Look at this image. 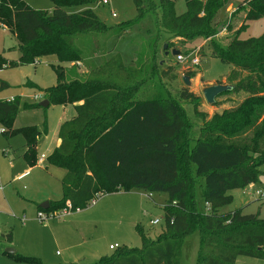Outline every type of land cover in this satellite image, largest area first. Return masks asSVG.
<instances>
[{
	"label": "trees",
	"instance_id": "16d2710c",
	"mask_svg": "<svg viewBox=\"0 0 264 264\" xmlns=\"http://www.w3.org/2000/svg\"><path fill=\"white\" fill-rule=\"evenodd\" d=\"M95 1L53 0L52 10L47 11L32 8L25 0H0V24L16 35L21 52L10 65L33 62L38 55L52 56L57 83L40 90L50 104H75L76 109L75 116L61 124V143L47 157L50 165L65 170L63 197L50 201L46 209L39 208L56 213L69 202L76 211L87 207L97 194L122 188L141 189L150 196L165 193L162 232L151 238L137 226L141 246L124 245L96 264H180L184 240L194 232L200 237L197 264H235L239 256L264 258L260 213L223 210L233 202L230 191L254 184L264 163V33L240 37L249 21L264 16V0H243L239 7L247 4L246 14L229 41L219 45L212 37L200 48L201 54L209 49L230 65L226 81L216 83L231 85L226 91L230 95L246 96L210 119L204 114L198 134L181 102H191L196 110L203 96L183 86L178 99L161 86L178 78L173 66L160 65L161 32L174 49L176 41L208 39L217 33L215 18L228 0H184L182 13L177 11L179 0H133L136 19L120 28L126 30L152 13L158 30L150 52L145 48L134 66H127L116 54L101 64L95 62L97 56L103 57V32L108 27L91 8L66 9ZM228 29H233L230 22ZM80 62L87 68L84 73L77 70ZM66 63L71 64L69 69ZM186 74L195 78L198 72ZM9 86L0 81V90ZM21 103L20 96L0 98V123L8 127L6 137L23 133L24 158L32 165L38 140L47 129L13 127ZM199 189L209 203L205 210L198 206ZM2 236L12 241V231ZM10 256L25 264H45L36 256L17 252Z\"/></svg>",
	"mask_w": 264,
	"mask_h": 264
},
{
	"label": "rangeland",
	"instance_id": "374dc122",
	"mask_svg": "<svg viewBox=\"0 0 264 264\" xmlns=\"http://www.w3.org/2000/svg\"><path fill=\"white\" fill-rule=\"evenodd\" d=\"M35 9L51 11L53 0H25ZM243 0H228L227 4L218 12L217 33L208 39L196 38L188 42L176 41L177 49L181 50L185 59L179 61L172 53L174 47L165 42L167 35L161 32L162 48L158 56L162 68L173 66L178 72V78L161 82L163 89L179 99V91L184 83L187 70L198 72L195 78H190L189 89L203 96L197 109L189 101H182L189 119L195 124L194 133L198 134L203 123L204 114L210 119L215 114L241 102L246 95L228 94L225 92L217 97V102L209 104L203 95L202 88L212 81H219L226 77L230 65L213 56L209 49L205 54L200 53L204 41L212 40L221 45L232 37L246 14L247 4L242 9L239 5ZM84 8H91L108 27L103 32V57L97 56L95 62L101 64L112 55L121 57L127 66H134L138 55L156 40L158 30L155 17L148 13L142 20L129 25L126 30L121 25L133 22L137 16V9L133 0H108L103 3L98 0L87 4L67 6L69 12H76ZM185 1H177V11H185ZM233 29H228V23ZM264 33V16L249 21V26L240 34L241 38L260 36ZM80 38V37H79ZM82 40L83 37L81 36ZM185 43V44H184ZM167 44L166 49L165 45ZM198 56V65H191L190 59ZM21 56L19 40L8 28L0 24V81L10 84L8 88L0 90V98L11 99L20 96L21 107L13 121V127L36 126L40 131L47 129L38 140L37 160L30 165L22 158V148L27 140L23 133H15L10 137L0 135V236L12 230V241L0 240V255L6 248H13L19 254L36 256L45 264H96L104 255L113 254L119 247L142 245L137 226L141 227L148 236L155 238L165 227L164 202L165 193H153L151 196L141 189H120L114 192L101 193L94 204L71 211L61 217L49 216L46 220L39 218V207L45 201H57L63 197L61 178L65 172L62 167L50 165L48 159L44 163L38 157L49 149H54L58 140L59 124L63 120H70L74 111L73 104L51 103L47 107L27 108L25 103L40 104L46 98L40 89L57 83V74L52 64L55 59L48 55H38L33 62L11 66V61H18ZM68 69L71 64H64ZM86 72L87 68L81 62L77 70ZM70 74L67 79H71ZM226 81V80H225ZM157 83V79L154 80ZM226 83V82H224ZM37 95V96H36ZM45 119L47 122L45 124ZM0 128L8 127L0 123ZM15 151L16 153H13ZM48 166V168H46ZM264 192V163L261 165L259 179L244 188L230 191L233 202L223 208L224 212L243 208L246 214L260 213L264 218V198L260 199L256 191ZM198 206L206 209V202L197 193ZM159 219L154 224L152 221ZM111 245L115 248L112 249ZM200 237L197 232L189 234L183 243L180 264H197ZM8 262V261H7ZM0 264H6L0 262ZM11 264V263H10ZM235 264H264V258L239 256Z\"/></svg>",
	"mask_w": 264,
	"mask_h": 264
},
{
	"label": "water",
	"instance_id": "95a60500",
	"mask_svg": "<svg viewBox=\"0 0 264 264\" xmlns=\"http://www.w3.org/2000/svg\"><path fill=\"white\" fill-rule=\"evenodd\" d=\"M167 47V45H165V48ZM172 53L174 55H178L181 53L180 49H173ZM184 82L187 86H189L191 84V80L189 76H184ZM232 89V86L226 83H214V84H208L206 86H204L202 88V92L204 95L205 100L209 103V104H213L216 101V98L222 94L223 92H226L228 90ZM50 104L48 99H45L44 101H42L40 103L41 106L43 107H47ZM41 207L46 209L49 207V201H45L44 203L41 204ZM4 238L2 236H0V240H3ZM6 253L9 254H14L15 250L13 248H6L5 249Z\"/></svg>",
	"mask_w": 264,
	"mask_h": 264
},
{
	"label": "built area",
	"instance_id": "2783aa9c",
	"mask_svg": "<svg viewBox=\"0 0 264 264\" xmlns=\"http://www.w3.org/2000/svg\"><path fill=\"white\" fill-rule=\"evenodd\" d=\"M102 2H103V3H108V0H102ZM3 26H5V25H3ZM5 27H6V26H5ZM177 59H178L179 61L184 60V59H185L184 54H182V53L178 54V55H177ZM190 61H191V65H198L199 62H200V59H199V57L196 55V56L192 57V58L190 59ZM36 96H37V95H36ZM5 131H6L5 128H0V135H1V134H4ZM45 160H46V155H45V154H41L40 157H39V159H38V161H39L40 163H43ZM249 186H250L251 188H253V184H250ZM255 194H256L257 196H259L260 198H264V192H263V191H259V190H258V191H256ZM98 196H99V194H97V195L92 199V201L90 202V204H94V203L96 202ZM206 206L209 207V203H206ZM77 210H80V209H77ZM71 211H72V210H71V204H70L69 202H67V203H66V206H65L63 209L57 211L56 213H47V212L44 211V212H45V215H43V213H42L43 211H40V212H39V218H40L41 220H46L50 215L53 216V217H55V216H57V217H61V216H63V215H66V214L70 213ZM0 220H1V214H0ZM152 222H153L154 224H157V223L160 222V220H159V219H156V220H153ZM111 248H115V247L111 245Z\"/></svg>",
	"mask_w": 264,
	"mask_h": 264
},
{
	"label": "crops",
	"instance_id": "0c3cea01",
	"mask_svg": "<svg viewBox=\"0 0 264 264\" xmlns=\"http://www.w3.org/2000/svg\"><path fill=\"white\" fill-rule=\"evenodd\" d=\"M241 25V24H240ZM204 43H205V41H204ZM226 80V77H224L223 79H222V81H225ZM217 81H211L210 82V84H214V83H216ZM6 99V98H5ZM73 107H74V111H73V113H72V118L75 116V114H76V109H75V104H73ZM64 121H66V120H63V121H61L60 122V124H59V128H60V126H61V124L64 122ZM58 133H59V130H58ZM59 135V134H58ZM42 137V136H41ZM40 137V138H41ZM40 138H39V140H40ZM60 143H61V139L58 137V140H57V143H56V147H58L59 145H60ZM55 147V148H56ZM54 148V149H55ZM54 149H49L48 150V152H45V153H42V154H45L46 155V159H47V157L52 153V151L54 150ZM25 150H26V147H25V145H24V148H22V152H21V157L22 158H24V152H25ZM13 153H16L15 151H13ZM40 157V156H39ZM39 157H38V159H39ZM46 161V160H45ZM44 161V162H45ZM43 162V163H44ZM46 168H48V166L46 167ZM64 174H65V172H64ZM64 174H63V176H64ZM62 176V177H63ZM61 180H62V178H61ZM61 185H62V183H61ZM51 201V200H50ZM49 201V202H50ZM10 231H12V230H9L8 232H6V233H1V236L2 235H6V234H8ZM3 237V236H2ZM4 238V237H3ZM5 239V238H4ZM3 239V240H4ZM113 249V248H112ZM4 252H5V250H4ZM17 251L15 250V253H16ZM14 253V254H15ZM18 253V252H17ZM10 255H13V254H9V253H4L3 255H0V262H5L6 264H25V263H21V262H18V261H16V260H14ZM8 261V262H7Z\"/></svg>",
	"mask_w": 264,
	"mask_h": 264
}]
</instances>
